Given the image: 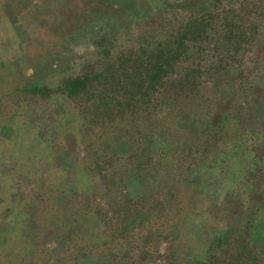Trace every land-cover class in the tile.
Masks as SVG:
<instances>
[{
  "label": "rangeland",
  "instance_id": "374dc122",
  "mask_svg": "<svg viewBox=\"0 0 264 264\" xmlns=\"http://www.w3.org/2000/svg\"><path fill=\"white\" fill-rule=\"evenodd\" d=\"M202 17L220 25L206 38ZM251 32L264 33V0H0V174L20 163L23 178L19 192L0 194V264H183L180 253L202 250L186 262L212 251L206 264H264V130L249 123L264 127V48L240 37ZM137 44L153 46L159 67H141L137 80L145 88L151 73L166 84L161 97L116 109L105 69ZM199 49L207 56L191 66ZM97 70L106 75L85 84L83 97L58 92L62 77ZM33 79L52 93L20 90ZM54 151L90 171L81 193V173L52 165ZM244 177L241 210L231 196ZM207 178L222 179L211 193L221 199L192 198L196 188L212 190ZM90 194L102 195L103 231L93 216L81 218L94 206ZM129 198L143 208L130 229ZM253 209L263 224L255 230ZM199 213L207 229L224 221L218 245L197 227L198 241L187 234L185 216ZM64 215L81 227L60 224Z\"/></svg>",
  "mask_w": 264,
  "mask_h": 264
},
{
  "label": "trees",
  "instance_id": "16d2710c",
  "mask_svg": "<svg viewBox=\"0 0 264 264\" xmlns=\"http://www.w3.org/2000/svg\"><path fill=\"white\" fill-rule=\"evenodd\" d=\"M146 15V14H143ZM141 15H137V16H143ZM135 16V17H137ZM195 18H193L192 20H194ZM201 19V18H199ZM210 17H206L204 19V17H202V19L199 21L201 25L204 26V30H203V36L204 38L207 37L208 34H211L212 32H214L215 29L219 28L220 25L218 26H214L212 24V22H210ZM252 34V35H251ZM249 35H251L249 37ZM240 37H242V39H245L247 42H249V44L251 43L250 48H252L253 43H254V39H258V41H261V46L262 49L264 48V33L258 35L254 32H251L249 34H242ZM257 41V40H255ZM257 41V42H258ZM256 42V43H257ZM137 49H131L128 48V58H124V59H118L116 56L113 57V59H110L108 61L107 64V68L106 70V74L108 76L111 77V79L115 82L114 86H113V90L112 93H108V98H112L115 101V107L117 109V107L125 104V105H129L130 103H132V99L131 98H146L148 97V100L150 98H152L153 100L155 99L154 97L158 96L161 97L162 96V92L164 90L163 85L166 84V82H162L159 83V80L155 79V75L149 73V79L146 80V85L144 86L145 88H143L142 83L143 79L140 78L139 80L138 77L136 76L139 72V70L141 69V67L146 68L150 71V70H158V59L151 57L150 53L154 52L153 46L152 45H147V44H137ZM200 48V47H199ZM170 51H172V53H174V49H171ZM159 52V50L157 51ZM204 55V59L206 58L207 54L203 49H199V51L197 52L196 55V63L194 65V61L190 64L191 66H198L201 60V56ZM259 58H264V51L259 54L258 56ZM239 65L236 66V71H238L239 69ZM235 71V69H234ZM113 72L115 77H113ZM93 71L89 72V74H77V75H73V76H68L65 78H61L60 80V85L58 86L59 88H57V90H59L58 92L61 94H65V96L70 97V96H77V97H83L84 95L87 94V92L85 91V84L92 82V81H96L98 79H100V77L105 76L106 74L102 75L101 74V70H97L96 74H92ZM126 77H128V82ZM233 80L239 81L240 79L234 77ZM227 82V81H226ZM225 82V83H226ZM233 82V81H232ZM199 81L195 84L194 87H196L197 85H199ZM126 84V87H125ZM260 81H258L255 85V89H260L259 87ZM46 84L43 82V80L39 79H33V80H28L26 81V83H24V85L22 86V88L20 90L24 91H29V92H34V93H39V94H50L52 93L51 91H49V89L46 88ZM126 88L128 91H124V94H119L120 92V88ZM155 89H152V88ZM142 89H148L147 91H145L143 94H140L139 92ZM151 90V95L148 96L147 93L148 91ZM115 113H119V114H125L126 113V108L125 109H121V110H115ZM241 118V117H240ZM240 122L245 121L244 119H240ZM237 120V118H236ZM249 122V121H248ZM251 124H255L261 131L264 130V127L262 124L259 123H252L249 122ZM28 128H30L28 126ZM27 128V129H28ZM53 133V132H52ZM55 134V133H53ZM52 138H55V135H51ZM42 139L38 140L39 143H41ZM53 142H56L57 139H52ZM56 148H58L56 146ZM54 155V156H53ZM27 157V156H26ZM242 157V156H240ZM50 161H52V165L56 166L55 163L58 165L61 161V163H65L66 161L68 162H75L71 159H67L66 157L60 156V157H56L55 156V151L54 153L50 156ZM2 165V163H0ZM17 164V163H16ZM15 165V164H14ZM14 165H7V167H9V171L8 174H3L1 173L0 176L4 178L3 182H0V194L4 191V190H8L12 191L15 190L14 192H19L18 191V186H21L22 183V176L19 174V172H14ZM82 166H79L78 171L81 173L80 175L76 176L75 175V184H78V186L80 187V189L77 192H80L81 189H83L85 187V184H87L89 177L87 176L86 173L83 172H90L84 164L81 163ZM147 173V172H146ZM220 172H211L210 174H218ZM250 173V172H248ZM247 173V175H248ZM243 175H241L242 177ZM93 178V177H91ZM93 180V179H92ZM206 182L210 184V186H212V190H202L200 188H196L195 190H193L192 194V198L197 197V196H201L202 202H208L207 200L210 199L212 200V196L211 193L214 192L216 187H220L222 185V179H212V178H207ZM202 183V181H198V186H200ZM243 186L244 184H246L245 187H243L242 192L238 193H233L231 196V201L236 203L237 205L240 206L241 210L243 209L242 207V198L244 197L243 194L244 191L248 190V181L247 178L244 177L242 183ZM81 193V192H80ZM216 194H218L215 198H213V200H218L219 198L221 199V197H219V193L217 192ZM215 194V195H216ZM101 194H90V196L88 198H85L87 202L89 203H94V206L92 208V211H89L86 215H82L81 218H86L88 216H93L94 217V223L97 225H100L102 228V231L105 230L107 228V225L110 223L109 218L107 217L106 214V210L105 208L99 207L100 206V199H101ZM246 196L250 197L249 191L246 192ZM83 200H84V196H82ZM14 201V198H11V202ZM98 202V204H97ZM203 204V203H202ZM208 204V203H207ZM205 204V205H207ZM147 209V208H145ZM143 210L142 205H137V204H133L132 203V199L129 198L128 199V229L132 228L134 224H137V218L134 217L135 215H137L139 212H141ZM183 211H186L185 209H183ZM84 212V211H83ZM85 213V212H84ZM249 215H254L255 216V221L252 223V227H254L253 229L255 230L256 227H261L262 225H260L259 223L262 221L259 217L256 216V212L253 209L252 212L249 213ZM186 220H185V230L187 232L188 235H190V238L194 241H198L199 239L196 238L195 236V228L197 227L198 232H200L201 236H209V240L213 241L216 240L217 245L219 244V239L221 237L224 236V234L226 232H223V230H219L218 228V221H222L223 220H219V217H217L209 226V228L207 229V225L209 222V219L206 216H203L201 213L199 214H193L192 216H185ZM224 218V217H223ZM229 218V217H228ZM63 220H61L60 224H67L70 227V231L73 230V228H78L81 227L80 226V222L75 223V221H73L72 219H69L66 215H64V217L62 218ZM198 222V224H197ZM196 224V225H195ZM57 225V224H55ZM233 225V223L231 222V220H228L225 223L226 226V230L227 231L231 226ZM242 228H245V224L241 225ZM31 239L33 238V235L30 236ZM201 241V240H200ZM216 246H214L215 248ZM206 248V246H205ZM213 248V246H210V244L207 246L206 250L210 251ZM201 250V249H200ZM205 250V249H204ZM203 251V250H202ZM202 251H199V254H202ZM206 251V252H208ZM211 252V256L215 257ZM200 255L196 256L195 254H188L186 252H182L180 253V255L178 256V260H185L183 262V264H189V262H186L187 260H189L190 258H194L195 260L198 259L196 257H199ZM211 256L205 257L203 259V261H199L198 264H206L209 261V258ZM212 257V258H213ZM197 261V260H196Z\"/></svg>",
  "mask_w": 264,
  "mask_h": 264
},
{
  "label": "crops",
  "instance_id": "0c3cea01",
  "mask_svg": "<svg viewBox=\"0 0 264 264\" xmlns=\"http://www.w3.org/2000/svg\"><path fill=\"white\" fill-rule=\"evenodd\" d=\"M66 163H70V164H72V162H68V161H66L65 163H61V161H60V163L58 164V166H55L56 168H60V169H62L64 172H79L78 171V166H75V168L74 169H72L71 168V165H68V164H66ZM74 163V162H73ZM20 164V163H19ZM18 163L17 164H15L14 165V172H19V170H20V165H19ZM74 165H75V163H74ZM75 184V183H74ZM64 185L66 186V188L68 189V188H70V187H72V189H74V186L72 185V184H70V183H64Z\"/></svg>",
  "mask_w": 264,
  "mask_h": 264
}]
</instances>
